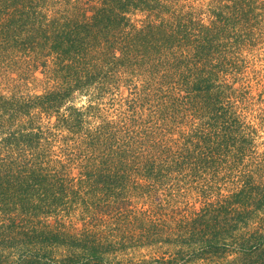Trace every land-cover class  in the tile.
Wrapping results in <instances>:
<instances>
[{
	"label": "trees",
	"instance_id": "trees-1",
	"mask_svg": "<svg viewBox=\"0 0 264 264\" xmlns=\"http://www.w3.org/2000/svg\"><path fill=\"white\" fill-rule=\"evenodd\" d=\"M33 1L3 4L18 20L1 34L15 43L25 36L28 55L38 43L21 31L29 23H17L36 16ZM73 8L51 23L41 49L59 61L62 78H73L69 86L106 81L130 123L95 127L86 109L61 114L62 101L46 132L28 109L24 125L0 117V264H264V166L222 182L211 164L222 149L252 140L235 116L246 101L237 82L243 53L264 40V0H78ZM42 135L61 142L56 154ZM198 174L214 182L190 200L181 183ZM219 188L229 194L214 198ZM135 201L147 208L134 210ZM137 245H165L169 254L121 258Z\"/></svg>",
	"mask_w": 264,
	"mask_h": 264
},
{
	"label": "rangeland",
	"instance_id": "rangeland-1",
	"mask_svg": "<svg viewBox=\"0 0 264 264\" xmlns=\"http://www.w3.org/2000/svg\"><path fill=\"white\" fill-rule=\"evenodd\" d=\"M8 2L9 0H0V98L3 97L6 100L3 104L0 102V117L2 116V122H7L4 125L8 126L13 123L20 125L23 122L20 112L28 109L31 110L30 116L35 121H38L37 125L41 126L40 130L46 132L49 128L53 127L51 124H57V109H59L61 114H65L71 107L79 108L80 110L86 109L84 116H90L88 121L95 127H98L99 124L104 125L107 122L112 123L115 121H121L122 125L129 124L130 113H126L123 108L114 105L118 103V99L121 97L115 96L117 91L115 89H109L106 81L96 79L92 85L88 87L84 85L83 90L76 87L75 81L69 86L66 79L73 80V78L68 76L62 78L61 64L59 61L54 60L51 55H48L49 49L46 51L41 49L44 44V37L42 36H45L44 33L48 35L50 31L49 27L53 29V24L51 23H56L55 25L61 23V12L62 15L68 12L71 14L78 12L79 9H76V11L73 10L75 9L73 5L75 4L76 6L78 0L33 1V6L37 10L36 16L31 18L24 15L23 19L25 21L17 23V25L22 23V26L24 23H29L24 29L21 28V31L25 32L24 34L28 33L31 35L28 40L34 38L33 44L38 43L33 45V49H30V55L22 49L24 48L25 36L23 38L19 36L20 38L18 37L15 43V37L13 39H7L2 35L3 30L7 28L6 25L10 20L11 24H16L15 22L18 20L16 16L11 15V9L8 11L5 10ZM90 6L83 7L81 11L89 9ZM29 27L31 28L30 31H28ZM258 27H261L259 32L264 34V26L260 24ZM19 31V28H14L15 36ZM8 33L11 32L8 31ZM241 60L243 61L242 63L239 62V68L241 67L240 76L241 72H243V81L241 83L237 82V86L240 87L238 88L239 94L246 101L236 106L235 116L239 118V124L243 123L250 127L252 132L249 133V136L252 140L248 143L250 145L245 143L242 147L239 145L238 147L222 149L214 157L210 154L211 158L215 159L211 162L212 167L219 170V181L222 182L225 177L231 176L232 174L234 175L233 178H235V173L239 174V171L242 172L247 168L251 169L261 164L264 166V40L258 43L251 52H244ZM65 91L69 95L63 98L60 96L59 100L57 94H62ZM130 91L131 86L129 87L128 85L127 89L124 88L121 91V94L126 98ZM176 94V99L181 102L182 96L179 93ZM43 96H46V98L40 100ZM49 99L53 101L50 103L48 101ZM56 101L58 102L56 103ZM61 101L60 108L59 106L57 108V104ZM40 102H43V105ZM53 102L55 107H52ZM50 104L51 106H49ZM142 107L147 108L146 111L142 112V118L146 119L149 115L150 108H148V104ZM123 112L127 114L124 121L120 119L122 118L121 115ZM22 125H24V122ZM16 126L14 125L13 127ZM65 127L66 124H61V131L64 133L62 138L61 131L56 127L53 128L55 136L61 138L62 141H64L65 136H68L67 131H65L66 133L64 132ZM86 128V125H81L77 130L83 133L84 131L86 132ZM235 131L247 133L242 128H236ZM39 141L43 146H51L48 149H51L55 154L61 148V142H53L47 135H42ZM36 148L37 145L35 144V152ZM241 149L244 150L240 151ZM200 175L198 174L196 176L195 182L193 178L188 176L189 183H181L182 188L186 191V196L190 200L196 198V193L194 194L195 190L193 191V189L197 188L199 190L203 188L206 190L204 183L208 182L207 184H209L210 182H214L213 178L209 179V176L203 178ZM228 187L229 191H231L232 185L228 184ZM215 193L217 195H214V198L219 195L227 196L229 194L227 190H221L220 188ZM197 202L198 200H196ZM151 204L156 210V203ZM133 208L136 211L143 212L147 207H143L141 201H135ZM167 250L168 248L165 245L153 248L137 245L131 249H127L125 251L126 255L121 256V258H129L128 260L159 259L169 254Z\"/></svg>",
	"mask_w": 264,
	"mask_h": 264
}]
</instances>
